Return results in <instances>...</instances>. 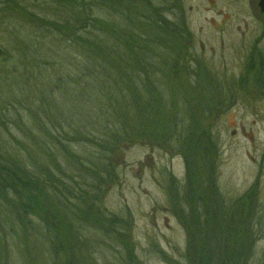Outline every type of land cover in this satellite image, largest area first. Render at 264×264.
I'll list each match as a JSON object with an SVG mask.
<instances>
[{"label": "rangeland", "instance_id": "374dc122", "mask_svg": "<svg viewBox=\"0 0 264 264\" xmlns=\"http://www.w3.org/2000/svg\"><path fill=\"white\" fill-rule=\"evenodd\" d=\"M5 2L6 0H0V43L18 53L20 49L28 48L24 45L27 26L16 16H11V13L4 14ZM259 2L260 0H168L163 9L165 18L179 26L183 25V35L176 33L175 38H171L162 48L159 36L167 35L164 31L146 34L140 29L136 32L151 39L148 56L149 61L153 58L152 66L158 70L152 74V78H161L158 90L153 91V86H149V92L146 84L141 86V81H138V87L136 81L125 86L115 85L114 92L121 87L129 89L124 97L125 105L117 109L114 117L101 111L108 105L112 107V99L107 98L104 93L109 91L108 88L114 81L102 79L105 84L99 86L103 88L100 91L102 102L99 107L91 99L92 93L86 81L79 83L76 88L81 90L87 87L89 96H73L69 91L62 90L67 86L68 90H76L70 88L73 82L69 79L67 81L70 83L64 87L53 85L47 98L51 103L52 113H49L53 123L50 118H42L41 126L49 129V133L40 129L36 135L46 145L44 149L55 154V158H48L46 164H51L49 167L57 177L66 181L74 180L83 189L87 184L90 189L91 179L82 176L79 164H89L92 158H99L101 154L94 144L73 141L69 137L73 134V128L77 127L76 122L80 116L85 114L90 119V126L92 122L99 126L97 129L88 128L89 130L79 128L82 132L100 133L106 124L109 129L117 130L115 122L122 134H137L141 132L138 129H143L144 132L141 137H134L131 141L120 144L108 155L110 163L115 167V176L106 177L109 182L104 184V191L95 203L72 199L74 206L68 207L69 200L65 199L66 207L61 210L66 219H61L59 231L48 230L40 218H26L25 225L17 219L13 220L18 230L13 232L16 235L14 238L8 234L6 247L11 256L10 264H67L71 258L77 264H192V259L200 264V260H206V256L210 255L203 253V243H199L200 254L190 253L191 234L186 224L193 222L191 227L197 228L195 218L200 220L202 223L199 221L198 227L201 230H197L200 238L205 239L203 229L206 225V213L213 215L211 221L221 222V227L228 230V239L221 240V245H234L237 242L247 244L249 239H236L235 233L238 228L242 232L250 231L248 237L252 240V245L248 246L242 257H237L243 260L238 264H264V92L263 88L260 90L257 87L259 76L255 74L248 76L253 80L252 94H249L248 89L241 91V86L236 85L246 76L248 58L256 52L264 54V39L258 38L264 35V14ZM129 14L134 13L130 11ZM144 15L146 14H142L140 19L148 23ZM146 17L148 18L147 15ZM149 21L156 30H161L158 26L155 27L152 20ZM126 22L132 29L129 19ZM163 39L168 40V37ZM52 57L55 60L54 54ZM171 60H178V63H171ZM4 63L0 58V102L15 101L7 104L11 107L6 111L4 120L9 130L6 129L3 140L6 151L12 156H18L26 152L25 144L30 142L15 123L17 119L14 118V110L19 106V103H15L16 99L21 98L27 107H37L41 104L40 100H36L41 92H38V97L34 95L27 98L24 93L27 86L22 82L12 83L6 80V69L10 65ZM199 66L209 68L210 72L203 71L216 77L217 82L211 85L229 83L226 99L212 103L203 100L204 89L197 84L202 74L189 71ZM56 68L57 73L52 77L55 81L66 73L73 76L78 71L72 65ZM117 71L119 75L125 69L120 66ZM116 74L115 71L113 75ZM142 77L146 79V74L142 73ZM116 99L121 100L122 97L118 95ZM19 110L24 118L23 122L27 124L26 109L19 106ZM194 117L200 121L198 132L209 131L217 140V155L213 159V178L205 181L201 193L200 189L196 192L202 194V197L197 195L189 201L186 198L191 183L184 167L186 160L176 144L183 136L184 120ZM86 118L83 119L84 124H87ZM172 119L175 121H172L169 130L164 127L161 139L167 141V136L171 137L175 149L164 145L159 138L154 140L152 134L148 136L145 132L146 129L155 130L164 121ZM57 139L64 144L60 146ZM35 141L38 142L36 137ZM74 154L76 156L72 158ZM106 161L105 157L102 161L98 159L97 165L103 170ZM102 173L105 175L104 171ZM61 190L65 188L61 187ZM190 192L196 194L193 190ZM202 198L204 201L201 206ZM197 201H200V207L193 206ZM237 208H240L241 214H245L241 217L239 214L234 215ZM7 218L9 221V216ZM240 219H244V222L240 223ZM114 223L120 227L111 234V224ZM213 242L215 245L220 240ZM192 243L195 244L194 241ZM2 245L0 254L3 251ZM235 257L232 256L234 259ZM232 258L225 257L226 260ZM219 259L218 255L212 256V260L216 262ZM245 259L249 261H244ZM0 264H6L2 256Z\"/></svg>", "mask_w": 264, "mask_h": 264}, {"label": "trees", "instance_id": "16d2710c", "mask_svg": "<svg viewBox=\"0 0 264 264\" xmlns=\"http://www.w3.org/2000/svg\"><path fill=\"white\" fill-rule=\"evenodd\" d=\"M167 1L6 0L3 7L4 14L6 15L9 12L11 16H16L19 20L25 22L27 33L24 45L28 48L33 47L34 49L22 48L17 53V51L14 52L15 49H7V46L0 43V58L5 62L4 64L9 63L10 65L6 69L5 78L12 83L22 82L27 86L24 92L27 98H32L34 95V97H38V92H41L38 99H36L40 100L39 103L41 104L37 107L33 105L27 107L21 98L16 99L15 103H19V106L26 109L28 119L27 124H25L23 116L19 113V106H16L17 110H14V113H16L14 118L17 120L15 123L18 129L28 138V142H30L28 145L25 144L27 147L26 152L18 156H12L10 152L6 151V143L3 140L6 129L9 130L4 120V117L7 116L6 111L11 107H8L7 104L15 100L0 102V245H2L1 242L4 243L0 257L2 256V260L6 264H10L9 259H11L6 247L8 234H11L10 237L14 238L16 235L13 232L18 230L13 220L16 221L17 219L21 221L22 225H25L24 220L26 218L31 220H38L40 218L48 230L55 229L56 232L59 231L61 229V219H66L64 214H62L63 210H61V208L64 209L66 207L65 199L69 200L68 207L74 206L72 199H79V201H86L90 204L95 203L99 199L100 193L104 191V184L109 182L106 180V177L111 178L115 176V167L110 163L108 155L112 154L120 144L128 140L131 141L134 137H141L142 132H144L143 129H138L141 132L137 134L136 132H124L122 134L118 130L116 122L115 128L117 127V130L109 129L106 124L103 125L104 128L100 133L94 131L82 132L79 128L97 129L99 126L94 122L90 126V119L86 118L85 114L80 116L76 122L77 127L73 128L75 131L72 130L73 134L69 135V137L73 141H88L94 144L101 154L99 158H92V162L89 164L83 162L79 164L82 176L91 179V182L89 181L90 189L87 187V184L83 189V186L74 182V180L66 181L63 180L64 178L57 177L55 172L49 167L51 164H46L48 158H55V154H51L44 149L46 145L36 135V132L40 129L43 130L42 132L46 131L44 133H49V129L41 126L40 121L45 117L50 118V122L53 123L52 116L49 113L52 111L51 103L47 100L53 85L64 87L72 81L73 85L70 88H75L76 90H68V86L62 90L69 91V94L73 96H78L79 94L89 96L90 94L86 91L87 87L81 89L82 91L76 88L79 83L86 81L92 93L91 99L96 104L95 106L99 107L102 102L100 91L103 89L99 86L105 84L102 83V79L114 81L109 86L112 90L108 88L109 91L104 93L107 98L112 99V107L108 105L106 106L107 108L105 107L106 110H104L105 108L101 109L102 112H106L112 117H114V113L121 105H125L124 97L126 91L129 89L128 87H121L114 92L115 85L120 84L125 86L128 83L136 81V87H138V81H141V86H145L146 84L149 92V86H153V91L154 89L158 90V83L161 82V78L158 76L152 78V74L158 70H155L154 66H152L154 62L153 58L152 61H149L148 56V52L151 50V47H149L151 39L144 37L145 34H137L136 32L140 29L143 30L141 32L146 34L151 31H164L163 33H167V35L163 34V36H159L163 44L160 46L162 48L171 38H175L176 33L183 35L185 31L183 25L179 26L165 18L163 9L166 8ZM157 7H160V9L158 10ZM130 11L134 14L128 15ZM152 11L154 12L148 15ZM144 13L154 22L155 27L158 26L161 30H156L149 23L150 21L146 15L144 16L148 23H144L140 19V16ZM127 17L132 24V29L129 28V24L126 22L128 20ZM163 37H168V40H164ZM12 45L15 46L16 44ZM53 54L55 55V60L52 57ZM55 63L57 64L55 65ZM159 63H162V61H159ZM171 63H178V60H171ZM67 65L76 66L78 68L76 74L70 76L69 73H66L60 76L57 81L52 79L55 73H57L56 67L60 68ZM120 66H123L125 72L118 75L117 69ZM20 68H22L21 71L19 70ZM83 69L84 71H82ZM197 69L198 71L195 73L202 74L199 82L200 85L198 86L204 89L202 92L203 100L208 103L216 101L213 89L219 83L211 85L217 82L216 77L210 75V73L206 74L204 72L206 70L203 71L200 66ZM115 71L117 74L113 75ZM206 72L210 71L207 70ZM142 73L146 74L147 82L146 79H143ZM68 79L70 81H67ZM118 95L122 97L121 100L116 99ZM220 99H226V97H221ZM77 100L79 101L80 99L78 98ZM39 103L36 102V104ZM75 110L80 111L81 109ZM77 114L80 113L77 112ZM84 118H86L88 126L84 124ZM194 118L184 120L182 128L183 136L176 144V146L180 147L179 152L184 155L186 160L187 177L191 183L189 192H187V199L189 201H192L197 195H200V198L202 197V194H197L196 192L200 189L201 193L205 181H211L213 178L211 176L215 168V161L213 159L217 155V140L209 131L198 132L200 121ZM172 121L174 122L175 120L164 121V123L155 127V130L148 131L146 129L145 132H147L148 136L152 134L154 140L159 138L163 141L161 139L164 136L163 129L164 127H168L167 130H169ZM35 137L38 139L37 143ZM57 143L60 146L64 144L58 139ZM163 144L172 146L175 149L169 136H167V141H163ZM31 151H36V153H31ZM75 156L74 154L71 157L75 158ZM104 157L107 161L102 170L97 163L98 159L102 161ZM102 171H104L105 175H103ZM210 186L215 191L213 185L211 184ZM61 187L65 188V190L62 191ZM190 190H193L196 194L193 195ZM200 201L202 205L204 198ZM198 202H195L193 206L200 205ZM9 211H11L12 215ZM237 214L241 217L245 212L241 214L240 208H237L234 215ZM211 216L213 217L210 213L205 214L204 223L206 225L203 229L205 239L203 237H201L202 239L200 238L197 230H201L198 227L201 222L200 220L195 218L197 228L191 227L193 222L186 224L188 232L191 234V237H189L190 253L193 255L200 254L199 243H203L205 248L203 253H207L210 257L206 256V260H203L205 262L200 260L202 262L200 264H238L243 261L237 259V257H241L244 251L248 250V246L252 245V240L248 237L250 231L242 232V229L238 228L235 233L236 239H249L250 242L247 244L237 242L234 245L228 243L221 245V240L228 239V230L221 227V222L211 221ZM197 217L199 218L198 213ZM242 222H244V219H240V223ZM111 225L110 232L113 234L120 226L115 223ZM229 227L231 228V226ZM13 228L15 230H11ZM216 239L220 240V242L214 245L215 242L213 241ZM193 241L195 242L194 245ZM241 249L244 250L242 251ZM214 255L220 256L219 261L212 260V256ZM226 256L231 258L232 256L236 257L235 259L226 260ZM244 261L249 260L246 259ZM190 262L198 264L197 260L192 259ZM67 264L77 263L74 258H71Z\"/></svg>", "mask_w": 264, "mask_h": 264}, {"label": "flooded vegetation", "instance_id": "af4514ba", "mask_svg": "<svg viewBox=\"0 0 264 264\" xmlns=\"http://www.w3.org/2000/svg\"><path fill=\"white\" fill-rule=\"evenodd\" d=\"M262 2H264V0H260L259 5L261 7V12L264 14V8H263V5L261 4ZM258 38L264 39V35L260 36ZM246 64L248 67L247 72H246V76L242 80H239L236 85L241 86V91L248 89L249 94L250 93L252 94V88L251 87H252L253 80L250 77L255 74V75L259 76V78H258L259 79L258 80L259 85L257 84V87H259L260 90H261V88H263L262 92H264V54L262 52L254 53L250 58H248V62ZM202 70L207 71V70H209V68H205V69L202 68ZM189 71H192L194 73V72L198 71V69L194 68V69L189 70ZM249 74H250V77L248 78ZM197 84H199V83H197ZM228 84L229 83L222 82L221 84L216 85L214 87L213 93H214V98L216 101H220L221 97H226L227 92H228L227 91ZM185 162H184V167L186 168V175H187V165ZM171 177H173V176H171ZM199 179H201V178H199ZM185 193H186V191H185ZM198 203H200V201ZM198 206L200 207V205H198Z\"/></svg>", "mask_w": 264, "mask_h": 264}, {"label": "water", "instance_id": "95a60500", "mask_svg": "<svg viewBox=\"0 0 264 264\" xmlns=\"http://www.w3.org/2000/svg\"><path fill=\"white\" fill-rule=\"evenodd\" d=\"M263 5V8H264V2L261 3Z\"/></svg>", "mask_w": 264, "mask_h": 264}]
</instances>
